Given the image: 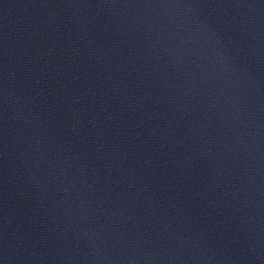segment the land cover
<instances>
[{"label":"water","instance_id":"water-1","mask_svg":"<svg viewBox=\"0 0 264 264\" xmlns=\"http://www.w3.org/2000/svg\"><path fill=\"white\" fill-rule=\"evenodd\" d=\"M261 264H264V243H263V251H262Z\"/></svg>","mask_w":264,"mask_h":264}]
</instances>
